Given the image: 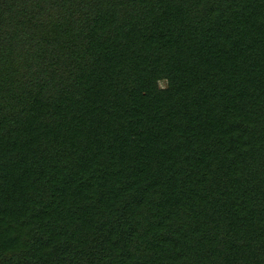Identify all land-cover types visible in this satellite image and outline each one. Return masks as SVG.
Listing matches in <instances>:
<instances>
[{
	"label": "trees",
	"instance_id": "obj_1",
	"mask_svg": "<svg viewBox=\"0 0 264 264\" xmlns=\"http://www.w3.org/2000/svg\"><path fill=\"white\" fill-rule=\"evenodd\" d=\"M0 264H264V0H0Z\"/></svg>",
	"mask_w": 264,
	"mask_h": 264
},
{
	"label": "rangeland",
	"instance_id": "obj_2",
	"mask_svg": "<svg viewBox=\"0 0 264 264\" xmlns=\"http://www.w3.org/2000/svg\"><path fill=\"white\" fill-rule=\"evenodd\" d=\"M160 84H161V86L163 87V86H165L166 82L162 80V81L160 82Z\"/></svg>",
	"mask_w": 264,
	"mask_h": 264
}]
</instances>
